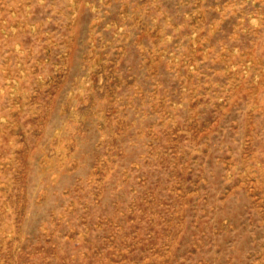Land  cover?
<instances>
[{
  "label": "rangeland",
  "instance_id": "obj_1",
  "mask_svg": "<svg viewBox=\"0 0 264 264\" xmlns=\"http://www.w3.org/2000/svg\"><path fill=\"white\" fill-rule=\"evenodd\" d=\"M0 264H264V0H0Z\"/></svg>",
  "mask_w": 264,
  "mask_h": 264
}]
</instances>
